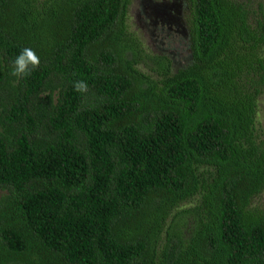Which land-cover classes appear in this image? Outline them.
Returning a JSON list of instances; mask_svg holds the SVG:
<instances>
[{"label": "trees", "instance_id": "16d2710c", "mask_svg": "<svg viewBox=\"0 0 264 264\" xmlns=\"http://www.w3.org/2000/svg\"><path fill=\"white\" fill-rule=\"evenodd\" d=\"M128 2L0 0V264H264L262 2L190 0L154 75Z\"/></svg>", "mask_w": 264, "mask_h": 264}, {"label": "rangeland", "instance_id": "374dc122", "mask_svg": "<svg viewBox=\"0 0 264 264\" xmlns=\"http://www.w3.org/2000/svg\"><path fill=\"white\" fill-rule=\"evenodd\" d=\"M258 1V0H253ZM264 7V0H260ZM140 0H129L126 11V24L128 30L134 34L141 42L143 47L142 54L147 52H161L165 54L170 60L171 69L185 63L188 58V38L185 36H157L156 29L147 27L144 25V17L141 14ZM154 62L150 57L143 54L137 63V66L144 71L151 72L154 75L153 70ZM255 121L257 125L264 122V85L258 95L257 107L255 112ZM2 191V189H0ZM254 202L259 205H264V187L262 190L254 196ZM192 200H190L191 202ZM189 201H184L181 204H188Z\"/></svg>", "mask_w": 264, "mask_h": 264}, {"label": "flooded vegetation", "instance_id": "af4514ba", "mask_svg": "<svg viewBox=\"0 0 264 264\" xmlns=\"http://www.w3.org/2000/svg\"><path fill=\"white\" fill-rule=\"evenodd\" d=\"M190 0H140V11L144 25L156 29V35L186 36V24Z\"/></svg>", "mask_w": 264, "mask_h": 264}, {"label": "clouds", "instance_id": "9594fccd", "mask_svg": "<svg viewBox=\"0 0 264 264\" xmlns=\"http://www.w3.org/2000/svg\"><path fill=\"white\" fill-rule=\"evenodd\" d=\"M41 60L37 52L31 47H24L13 61L12 75L16 77L30 76L32 71L40 66ZM74 90L80 93L88 91V83L84 80L74 82Z\"/></svg>", "mask_w": 264, "mask_h": 264}]
</instances>
